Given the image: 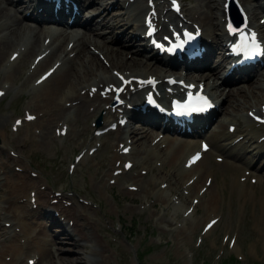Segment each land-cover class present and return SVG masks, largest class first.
Segmentation results:
<instances>
[{"label": "rangeland", "instance_id": "1", "mask_svg": "<svg viewBox=\"0 0 264 264\" xmlns=\"http://www.w3.org/2000/svg\"><path fill=\"white\" fill-rule=\"evenodd\" d=\"M185 3L187 7H193L191 0H184ZM22 11L24 10L22 9ZM113 34V36L116 35V33ZM121 48L126 51L129 50L123 45ZM11 52L12 50H9L7 58H10ZM30 62L27 63L28 66ZM103 65L108 66L105 62ZM46 68L42 69L40 73ZM4 69L6 68L4 67ZM24 72L26 73V70ZM0 74V88L7 83L9 89L6 96L4 95L0 99V118L6 119L10 123L7 127V133L0 127V146H2L0 175L2 179H4L5 173L11 174L16 171L28 178L31 177L32 180H37L42 192L52 194V197L47 200L48 210L51 214H47L45 210L44 214L51 217L52 213L57 211L53 217L54 221H60V225H65L60 217L62 204L59 201L62 200L72 202V205L79 207V210L87 209L85 215L91 217L94 223V226L87 231L92 240L87 245V251L91 253L86 255L84 254L86 249L82 245L75 246L70 243L61 245V242H56L54 238H57L58 234L55 231L58 227L57 224L54 227L50 226L51 219L41 214L40 224L46 230L43 232H48L54 240L47 246L52 248L54 253H57L51 261L52 264H61L59 257L75 260L78 264H264V156L254 154L255 151H247L246 153L244 160L250 162L248 168L261 180L259 181L260 184L255 186L252 183L246 186L242 183L244 185L241 188L246 191L244 197L240 191L236 190L233 181L229 178L230 171L225 162L213 163L210 161L203 164L207 170L214 169L213 182H216L217 185L210 186L202 199H200V195L194 193L193 187L198 186L200 193L201 189L206 186V179L188 185L190 177H187L184 184L186 187H190L192 196L188 200H185L187 199L185 197L178 198L176 192L173 191L180 192L188 189H182L183 184L179 180L180 175L185 174L176 173V169L174 172L172 170L163 172L165 167L162 168V171H158L156 167L159 166V161L157 160H154L153 165L149 166V162L145 165L142 158H139L136 160L134 168L130 170H123L125 161H122L119 166L113 165L111 174L114 171L112 178L116 182L110 178L109 181L105 182L106 185H102L99 183L104 182L105 178L101 176L108 172L107 165L110 163L113 154L111 150L119 149V147L114 148L116 133L102 138L97 134V119L101 113L105 114L104 109H101L93 117L77 115L76 120V114L72 112L68 118L69 122L61 121L57 132L54 129L50 130L51 134H54L53 138H50L49 130H46L47 133L39 144L40 149L34 148L35 142L28 150H17L15 143L19 141V134L18 131H14L15 124L19 126L30 124L34 130L36 129V132L41 129L38 127L41 123L39 118L41 110L29 109L38 115L37 121L35 119L30 121L25 115L28 108L27 103L30 100V91L33 93L40 86L34 91V81L26 88H23L24 86L21 84V88L16 92L17 95H13L11 93L12 88L19 85L21 81L23 82L27 74L24 76L22 74L20 81H15V83L11 81L12 88L9 82H3L4 74L2 71ZM231 90L235 92L236 89ZM243 102L244 100L241 101L240 99V104ZM261 103H264V100ZM253 104L254 101H252ZM218 116L220 115L218 114ZM221 116V118L226 116L231 118L225 109L221 110ZM63 123L66 124V127ZM222 124L226 123L222 121ZM130 126H133V123H130ZM64 127L65 129H63ZM61 129L65 132H62ZM27 137L28 129H25L22 141H28L29 138ZM235 137L236 135H233L231 138L222 140V142H229L225 144L228 152L239 150V147L232 143ZM106 138L109 140L104 145ZM222 142L220 141L219 144ZM245 144L242 152L253 147L249 142H245ZM155 148H149L150 154ZM9 151L20 156L22 165L19 166L23 168L10 170V168L2 166L6 162L3 158ZM216 151L221 152L219 149ZM143 152L144 149H141L140 157L145 156ZM87 154L89 155L87 156ZM226 158L232 159L231 156H226ZM124 159L130 158L123 155L122 160ZM244 160L240 159L236 162L243 167L246 166ZM149 169L152 171H148ZM119 171L122 172L116 174ZM171 171L180 184V188L174 186L175 180L171 175L173 185L170 182L166 188H163V183H161L152 190L148 189V183L150 187V184H155L157 179L162 178L163 181H166L164 180L165 175L171 174ZM156 172L161 174L160 178L155 176ZM109 186H112L113 189H110ZM29 187L26 188L27 194L29 191L32 193L33 190V187ZM161 189L166 191L161 192ZM210 191L214 195L213 200L205 201L209 195L207 193ZM61 192L66 196L65 198L56 194ZM27 194L21 195L20 202ZM7 196V192H0L1 207L7 205L3 203V198ZM195 198L197 199L193 202ZM199 201V207L196 206L194 209V213H198L194 215L193 219L190 216V211L194 205H198ZM99 203L102 204V207ZM203 210L210 211L206 214ZM33 212L37 213L36 210ZM80 212L82 214V211ZM83 218H81V222L86 223V218ZM67 220L68 227L71 228L73 220ZM213 220L215 225L207 228V223ZM90 222L92 223L91 220ZM131 229H133V233ZM67 233L74 234L75 239H78L74 228ZM39 236H43V234H39ZM59 236L66 237L67 234H59ZM4 237L7 238L6 235ZM59 240L66 239L61 238ZM3 241L9 243L6 239ZM6 243L3 242L4 245H8ZM103 251H105V258L102 254ZM137 252L140 254L141 262H139ZM32 253L34 254V252ZM24 257L23 260L27 261L28 257ZM10 258L7 257L4 264H14L15 262H9Z\"/></svg>", "mask_w": 264, "mask_h": 264}, {"label": "bare ground", "instance_id": "2", "mask_svg": "<svg viewBox=\"0 0 264 264\" xmlns=\"http://www.w3.org/2000/svg\"><path fill=\"white\" fill-rule=\"evenodd\" d=\"M9 1L10 0H6V3ZM33 1L35 2L36 0H33ZM136 2L135 3H136L137 7L133 8L132 12L134 13L135 18L140 20L143 16V11L145 12L148 9V7L146 5V2H144L143 0L141 2H140V0H136ZM13 4L15 6L16 5L18 6V5H20V1H19V3L15 2ZM133 4L134 3H129L127 5V1H125L123 3L124 6H132ZM100 5L103 6L104 4L101 3ZM44 7L49 8L51 10L52 5L50 3H46ZM86 7H87V5H83L84 9H86ZM259 8H261V9L263 8V5L261 3H258V9ZM256 10L257 9L255 8L254 14H255ZM44 11H47V9L39 11L37 14H42V13H44ZM10 12H11V9L9 7L1 6V0H0V21L3 18H9L10 19V26L6 28V35L3 36V38L0 37V69H2L4 62L6 61V56H7L6 54L9 52V50L15 49L13 52L19 50L21 52V56L13 62L15 67L10 69V70H6L3 73L4 74V80L3 81L15 82L19 78V75H20L19 71L23 68V66L27 63V61L30 60L31 57L36 52H39L42 45L44 44L46 37H52V36H50V34H49L50 32H48L51 29L50 27L44 26L42 23H39L37 25H31V24L27 23L26 21H24V20H26L24 16H19V15L12 16V15H10ZM196 14L197 13H190L187 15V17L189 19L196 20V18L198 16ZM254 14L252 15L253 19H255ZM53 17H54L53 14L48 13V11H47V15H46L45 20L48 21V19L53 18ZM27 18H31V17L27 16ZM31 19L40 20L34 16ZM56 19H58V18L56 17ZM92 19H93V17H90L89 19L86 20V22L84 24L81 25L82 34L74 33V32H76V30L65 31L62 34H55L53 36V38L58 43L56 44L54 49L48 54V56L45 57L39 64L40 66L46 65V64L50 63L51 61H53L54 59L59 58L62 53L68 52L69 42L67 44V41L75 40L76 42H78V50L75 53V57L74 58L69 57L66 60L67 65H66L65 71L62 72L63 74L56 76V74H57L56 73L54 76L49 78L47 81H44V87L42 89H40L37 93L34 92L31 96V100L28 102V105L30 106L29 108L38 105V107H36L38 110H44L40 114L41 122H42L41 128L51 127V126L55 125L59 120H64V122L65 121L69 122L68 118L70 117V112L68 110L70 107L62 102V99H64V98L65 99L67 98L68 102L75 101L78 103L76 108H75L76 115H78V116L82 115L83 117H85L86 116L85 114L94 113L97 110L99 111L101 109L103 110L105 103H109L110 101H113L114 94L108 96V98H106V99H102L98 95H95L94 98H89V96L87 95V88L89 87L91 89L92 86H96V85H100V84H104V85L114 84L117 81V74L112 70L113 68L118 69L120 71L119 75H127V78L131 77V76L142 77L141 75H138V74L142 73L144 70H147V69L149 70L150 73H153V76H155L157 78H163L164 77V76H161L162 74H164L162 71L155 69V68H152V67H149V65L146 64L147 62H143L142 60L136 59V58L135 59H128V58L125 59L123 57V52L118 50V49L113 51V50H110L109 48L105 47L104 45H99V46H101L102 49L105 50V52H103L104 55L103 56L89 55V51L87 50V48L91 44L90 36L92 34H94V32H95V30H93V26L90 25V22L92 21ZM130 20H132V16L130 17ZM46 25H48V24H46ZM159 26L161 27V29H166L168 25L164 24L163 22H160ZM142 27H143V24L141 27H139L138 29H135V30H140ZM135 30L131 33H135ZM25 36H29V41H28L26 50L23 49L24 47H20ZM132 36H133V38H136V39L142 38V41H143L142 46H146V47L149 46L148 42H146V39L143 38L141 36V34H133ZM105 59L110 62L108 67H105L102 63V61ZM23 61L25 63L21 64ZM143 65H144V68H141ZM221 68H222V66H219L218 69L213 68V70L211 71L210 74H207L206 72H204L205 74L204 73L198 74L197 78L199 81H206L209 83L210 78L212 76L220 75V73L222 72ZM127 69L129 71H127ZM39 70L40 69H38V68L36 70H31L29 77H32L34 74H37V72ZM60 70H62V68H60ZM110 70H112V71H110ZM132 72H134V73H132ZM248 75L244 76L242 78V80H247L252 76H255V79L253 80V83H251V85L249 86L248 90L240 95L242 97V99L244 100V102L242 104H240V99L235 97L236 99L233 100V103L235 102L237 104L235 106V109H238L239 107H246L247 105L252 106V101H254V104L257 105L258 102L264 98V92H263L264 88L262 89V84L260 82V80L264 77V67H262V65H258L254 68V71ZM92 80H94L93 84H91ZM22 86H25V82L22 83ZM6 88H7V86L4 85V88H1V89H6ZM214 88L218 89V86L216 85ZM36 89L37 88H35V90ZM256 90H259V92ZM140 94L141 93L138 92L136 94V97L139 98ZM107 109H111V106L108 107ZM110 115L114 119L119 117L118 113H110ZM140 120L143 123H148L151 125L153 124V123H151V119H149V118L144 119V118L140 117ZM30 121H32V120H30ZM33 122H35V121H33ZM7 125H8V121L6 119L4 120V119L0 118V126L5 128V131H6ZM63 125H64V123H63ZM153 125H156V124H153ZM64 126L66 127V124ZM65 127L63 129H65ZM143 128H144V126H143ZM61 131H62V129H61ZM30 132H31V130H30ZM55 132H57V131H55ZM62 132H65V131H62ZM202 132H204V130L197 131L195 134L197 135V134H200ZM123 133H126L124 138L121 137ZM32 134L34 136L37 135V133L35 131ZM119 134H120V136H119L115 146L119 147L124 143L123 149L127 150L128 148H130L131 149L130 152H133L134 150H136V148H134V146H137V147L148 146L153 141V137L151 136L150 132L143 131L142 129L139 130L136 128L135 129L130 128L126 132V129L123 128V129H121V131H119ZM27 138H29V134H28ZM35 142H36V138L31 137L30 141L22 144V136H21L20 143L17 144V147L20 149L31 148L35 144ZM169 144L174 145V141L170 140ZM189 147H190L189 142L183 141L181 144L177 145V147L173 148L169 154L164 153L162 158H164V160L167 161L168 166L167 167L165 166L163 172L170 171V168H172L173 166L176 167L179 159L185 155V153ZM9 155H11V156H9V158L11 159L10 162H4V164L2 166H6L7 168H10V170H12L18 164L19 165L22 164V160L20 158H18V160H16V158L12 156L14 154H11V152H9ZM120 159H122L121 155L118 153V151H115L113 153L111 161L109 163V169L113 165H116V163H118ZM122 161H125V159ZM163 163L166 164L164 161H163ZM12 165H14L15 167H13ZM194 167L195 166H193L192 168H194ZM119 168H118V170H119ZM113 172H112V174H114ZM3 173H5V172H3ZM19 173L18 174L17 173H11V174L5 173L4 179H2V177L0 175V192H7L9 195L6 198H3V202L5 201L7 206H3V207L0 206V219H2L3 221L12 222V227H11L10 231L6 228L5 225L3 227V229L9 231V233H5L4 235L10 234L9 236H7V239L11 238V240H10L9 245H4L3 244L4 241L0 240V261L5 259L4 256L6 254L17 253V256L22 255V249L25 247H26L25 249H28L27 252H30V253H32V252L36 253V251H38V245H36V243H35V238L37 236L36 230L30 228L31 225H29V221L24 220V222L22 223L21 214H19V215L17 214V212H19L18 211L19 209L14 208L12 211V210H10V206L16 205L18 203V199H19L20 195L27 194V190H26L27 186H30L29 188L33 187V189H35L37 194H40V195H41V193H40L41 189L39 190L40 186H39V182L37 180H32V179H30L31 177L28 178L26 175H22V173H20V174ZM171 175L174 178V175L171 171V174L165 175L164 180H166L167 182H170L172 180ZM30 176H32V175H30ZM106 177H108L110 179V174H107ZM185 177H186V175H180L179 180L181 181ZM207 195L208 196H207L205 201L213 200L214 195L211 191L208 192ZM65 212L69 216L77 218L74 221L73 227L75 228V232H77L79 238L75 239L74 235L69 234V233H64V234H67L66 237H60L58 235L59 237L57 236V238H55V241L61 242V245H64L66 243L67 244H69V243L74 244L75 246L76 245H82L83 248L86 249V252L84 254H88L89 252L87 251L88 250L87 243L91 242L92 237L87 232L88 230L86 229V225H91L92 223L90 222V220H87L86 224L83 222L81 223L78 219L80 218V216L82 214L80 211H78L74 208H70V207L66 206ZM31 213L32 212H29V213H27V215L30 216ZM14 217H18V223L16 222L17 220L14 221V219H15ZM83 219H85V218H83ZM35 220H37V219H35ZM0 231L3 232V230H0ZM28 233H31V234L34 233V234L32 236L27 237ZM38 233L42 234L43 230L40 229L38 231ZM22 236H23V238L26 237V240L22 243L18 242V240L20 238H22ZM37 238H39V237H37ZM61 238H65L66 240H59ZM38 243H39L38 253L34 254V256H29L28 258H37V262H39L41 260V258H45L46 262H44L43 264H52L51 261L55 257V253H54L55 251L53 252L50 248H48L47 245L50 243H48L47 239L44 240L43 246L40 245V242H38ZM25 251L26 250H24V253H25ZM59 259L61 261V264H78L75 260H67L66 258H61V257H59ZM15 260L18 261L17 258H15Z\"/></svg>", "mask_w": 264, "mask_h": 264}, {"label": "snow or ice", "instance_id": "3", "mask_svg": "<svg viewBox=\"0 0 264 264\" xmlns=\"http://www.w3.org/2000/svg\"><path fill=\"white\" fill-rule=\"evenodd\" d=\"M252 42L255 43V36L252 37ZM0 95H2V93H0ZM29 119H32V117H29ZM259 119V118H257ZM261 122H264V121H261ZM196 159H198V157H196Z\"/></svg>", "mask_w": 264, "mask_h": 264}]
</instances>
